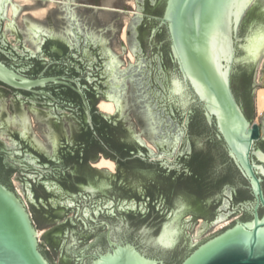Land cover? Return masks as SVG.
Returning a JSON list of instances; mask_svg holds the SVG:
<instances>
[{"label": "water", "instance_id": "obj_1", "mask_svg": "<svg viewBox=\"0 0 264 264\" xmlns=\"http://www.w3.org/2000/svg\"><path fill=\"white\" fill-rule=\"evenodd\" d=\"M149 24L152 28L156 27L154 35L159 41L166 35L169 47L171 59L166 66L170 100L168 119L188 121L191 127L199 117L195 108L200 109L207 124L215 129L216 138L224 145L229 158L248 181L256 201L251 220L238 222L195 249L203 231L200 226L207 221H193L192 231L187 233V237H191L188 250H184L183 242L178 251L163 255L164 260L168 264H264V213L262 216L259 214L260 206L264 209V153L255 147L260 137V129L258 124H252L248 119L234 92L240 84L235 77L239 69L238 77L244 82L248 77L251 87L257 86L253 89L250 87L246 94L254 121L256 89L261 87L259 84L264 85V0H250V3L249 0H0V84L14 90L31 92L36 88H45L48 84H67L58 78L33 80L23 75L36 77L53 74L73 78L88 89L96 105L99 101L115 104L117 111L113 116L99 111L95 106L111 123L117 125L120 120L136 122L134 115L128 112L126 93L129 81L139 76L147 66L145 61L137 58L136 46L130 48L129 44L133 40L141 47L142 35ZM146 40L151 42L149 36ZM99 44L103 48L97 49ZM102 49L106 59L105 66ZM156 53L157 49L153 51V59L159 57ZM103 66L111 87L109 93L105 92V95L108 93L106 100L100 89ZM159 67H162L161 63ZM251 71L253 75L249 77ZM85 80L89 81V86ZM93 88L98 91L93 92ZM5 90L7 89L0 85V103L4 101L8 106L12 104V100H20L24 109H27L31 102L40 111H54L57 122L62 123L55 132L57 137L69 136L74 128H79L81 114L74 102L64 99V106L61 107L47 96H15L10 91L4 93ZM42 91L53 97L57 96L58 100L64 92L59 86ZM76 91L85 105L87 123L93 128L90 107L84 93L80 88ZM134 103L137 111L145 109L147 132L151 137L150 142L142 138L145 131H141L139 141L146 143L154 152L155 137L159 131L156 114L149 103L146 108L140 107L143 102ZM172 103L180 106L183 112L181 118L178 117L180 110ZM10 122L18 123L20 128L16 127L21 130L23 136L27 137L32 130L34 136L43 140L45 134H42L41 129L46 126H42L41 120H37L33 115H30V118L28 115L15 117ZM1 123L0 139L9 136ZM125 127L129 129L128 125ZM183 136L184 131L177 129L173 135L170 132L161 144H171L176 152ZM14 137L13 142L19 154L34 153L28 146L19 142L18 136ZM189 146V140H186L180 156L190 153ZM56 147L57 156L50 159L53 162L35 153L40 158L36 160L45 164L51 176L56 173L55 165L62 162V154L68 151L62 141L57 140ZM0 157H6L14 163H23L13 153L4 150H0ZM168 158L172 159L173 154H169ZM255 159L261 165L257 164ZM84 169L89 170L90 177L86 182L79 184L92 182L108 189L117 188L119 191L125 188L118 174L90 171L93 169L89 163ZM116 171L118 172V168ZM57 173L56 176L60 178L61 174ZM168 175L171 176V173ZM42 178L43 175L36 179L37 186ZM9 182L27 207L14 191L0 181V264H50L41 253L39 240L53 264H62V252H54L49 247L45 240L46 234L55 228H63L70 222H80V211L76 214L71 212L65 218L55 219L50 223L40 214L39 217L44 218V226L39 228L42 232H38L28 212L31 211L34 216L31 203L35 204V200L28 201L22 176L13 173ZM27 185L32 192L33 186ZM71 192L83 198L80 202L84 201L87 209L95 208L102 202H107L105 206H114L115 203L124 205L132 202L133 198L129 192L119 197L112 194L111 198L100 194H82L78 190ZM50 197L46 195L47 199ZM143 212L146 215L137 224L138 228L149 223L148 212ZM210 212L213 214L215 207L211 208ZM239 214L241 213L233 217ZM176 216H179V212ZM241 217L242 215L238 219ZM226 220L227 215H221L216 225ZM161 222L162 216L156 214L151 227L158 229ZM217 232L219 230L213 233L211 228L203 239ZM183 233L181 220H175L165 224L162 233L154 241L158 246L175 248ZM109 243L112 250L100 254L91 264H165L161 259L146 257L131 244L117 245L110 239ZM192 249L194 250L188 254Z\"/></svg>", "mask_w": 264, "mask_h": 264}, {"label": "flooded vegetation", "instance_id": "obj_2", "mask_svg": "<svg viewBox=\"0 0 264 264\" xmlns=\"http://www.w3.org/2000/svg\"><path fill=\"white\" fill-rule=\"evenodd\" d=\"M155 29L156 27L152 28L150 24L148 25L147 30L142 35L141 47L134 43L133 40L129 44L130 48L136 46L137 58L145 61L147 66L139 76L129 81V88L126 93L128 112L134 115L136 122L133 120H127L126 122L125 120H120L117 125L114 122L111 123L106 115H101L98 112L99 105L97 109L95 108L96 102L91 98L92 96L89 94L88 89L81 86L73 78L53 74L38 75L36 77L26 76L2 60L6 65L27 78L33 80L58 78L67 84H48L45 88H36L31 92L14 90L0 84L7 89L4 93L10 91L15 96L20 94H28L30 96L43 95L47 96L49 100L59 103L61 107L64 106L62 100L66 99L74 102V105L80 110L81 121L79 122V128H74L69 136L57 137L55 132L62 123L57 122L58 118L54 116V111H40L31 102L28 104L29 107L24 109L20 100H12V104L8 106L4 101L0 103V122H2L1 125L9 133V136L0 139V150L13 153L17 159L23 162L14 163L6 157H0L2 158L3 172V179L0 181L14 191L24 204L21 196L12 188L9 182V178L13 173H19L22 176L25 185L24 192L28 201L35 200V204L31 203L34 216L31 211L28 210V212L37 231L42 232L39 228L44 226V218L45 221L50 223L55 219L65 218L71 212L76 214L80 211V222L76 221L75 224L70 222L69 225L63 228H55L51 233L46 234L45 240L49 247L54 252H62V264H91L100 254H105L112 250L109 239L117 245L131 244L146 257L161 259L165 264H168L164 260L163 255L178 251L183 242H185L184 250H188L190 247L191 237H187V233L192 231L193 221L198 219L207 221L206 224L200 226L203 227V231L198 244L194 247L195 249L201 243L222 234L238 222H247L253 218L256 201L249 189V183L229 158L224 145L216 138L215 129L207 124L200 109L195 108V113L199 117L191 127L188 121H181V119L179 121H170L168 119L167 109L170 100L168 98L169 76L166 66L171 58L166 35L164 39L159 41L154 35ZM148 36L151 38V42L146 40ZM101 48H103L102 45H97V49ZM155 49H157L156 54H159V57L153 59V51ZM103 51L104 49L101 50V55L105 66L106 59ZM158 59H160V62H158ZM159 63H161L162 67H159ZM104 66L102 67L104 72L102 73L100 89L103 91L104 100H106L111 87L109 77L105 75ZM238 71L239 69H237V73ZM237 73L235 77L240 84L239 88L234 91L236 99L242 105L251 123L258 124L260 137L256 141L255 147L264 153V111L261 115L258 113L262 117L261 122L253 121L252 110L246 99V96H248L246 94H248L251 85L248 77L244 82L242 78L237 76ZM252 75L253 72L251 71L249 77H252ZM85 83L89 86L88 80H85ZM259 85L264 89L262 83ZM53 86L63 88L64 92L59 96V100L56 98L57 96L53 97L42 91L49 90ZM256 87L252 86L251 88ZM79 88L83 91L89 104L93 128L87 123L85 105L76 91ZM94 91L97 92L98 90L93 88ZM106 91L108 93L105 95ZM134 101H137L138 104L143 102L142 106L139 105L141 108H146V104L149 103L156 114L159 131L155 137L156 147L154 152L146 143L139 141L141 131H145L142 134V138L150 142L151 137L147 132L145 109L137 111ZM172 105L180 110L178 117L181 118L183 112L180 106L175 103H172ZM24 115H28L29 118L30 115H33L37 120H41L42 126H46L45 129H41L42 134H45L43 140L34 136L32 130L27 137L23 136L18 123L10 122L12 118H20ZM95 117L98 118V126L101 127L103 124H107L113 130L111 140L117 145L116 148H111L107 144L106 138L99 134L96 129ZM125 125H128L129 129ZM16 126L19 128L17 129ZM180 128L184 131V136L176 152L173 151L171 144H161V141L170 132L173 135ZM89 130L93 132L96 141L99 143L98 149L88 150L86 147L88 138L83 136V132H88ZM194 134H199V136H193ZM14 136H18L19 142L28 146L34 153L29 155L19 154L13 142L15 140ZM57 140L62 141L68 151L62 154V162L55 165L56 169H54V172L56 171V173L51 176L45 168V164L36 160L40 158L35 153L46 160L57 156ZM186 140H189L188 151L190 153H184L183 156H180ZM169 154H173L172 159L168 158ZM161 156L164 157L160 158ZM196 157L198 159L194 162ZM102 159L111 160L115 163V167L117 166L118 168V176L122 180L125 190L108 189L104 185H95L92 182L79 184L86 182L90 177L89 170L86 171L84 167L89 162L97 165ZM255 160L257 164L261 165L257 159ZM96 167L90 171H108L106 168ZM57 172L61 174L60 178L56 176ZM168 173H171V176ZM41 175H43V178L39 180V186H37L35 181ZM31 176H34V178ZM27 184L33 186L32 192L29 187H26ZM262 188L264 191V182L262 183ZM71 190H78L79 193L92 196L100 194L105 198H111L112 194L119 197L123 193L129 192L133 198L132 202L124 205L115 203L114 206L111 204L105 206L107 202H102L100 205L97 204L95 208L90 207L87 209V204H84V201L80 202V199L83 200V198H80L78 194L72 193ZM47 194L51 196L48 199L46 198ZM25 207L27 206L25 205ZM79 207L80 209L78 210ZM213 207H215V212L212 214L210 209ZM144 210L148 212L149 223L144 227L138 228L137 224L146 215L143 212ZM177 212H179V216H176ZM239 212L242 214L240 219L228 222ZM263 213L264 209L260 206L259 214L262 216ZM40 214L44 217L43 219L39 217ZM156 214L162 216V222L158 229H153L151 225L156 219ZM221 215H227L226 222L229 225L213 236L203 239L211 228L217 226L216 221ZM179 219L184 230L180 243L175 248H165L156 245L154 240L160 236L165 224ZM66 232L68 235H66ZM39 244L41 253L50 264H53L48 253L44 251L40 240Z\"/></svg>", "mask_w": 264, "mask_h": 264}, {"label": "bare ground", "instance_id": "obj_3", "mask_svg": "<svg viewBox=\"0 0 264 264\" xmlns=\"http://www.w3.org/2000/svg\"><path fill=\"white\" fill-rule=\"evenodd\" d=\"M257 106H258V113L261 115L264 111V89H259L257 91ZM99 109L110 116L114 115L117 111V108L113 102L110 101H101L99 104ZM98 168H106L108 170L114 171L115 170V163L111 160L102 159L97 165ZM229 225L228 222H223L218 226V230L222 229L223 227Z\"/></svg>", "mask_w": 264, "mask_h": 264}, {"label": "trees", "instance_id": "obj_4", "mask_svg": "<svg viewBox=\"0 0 264 264\" xmlns=\"http://www.w3.org/2000/svg\"><path fill=\"white\" fill-rule=\"evenodd\" d=\"M97 119L98 118L95 117L97 131L99 132L100 135L106 138V142L111 148H116L117 145L111 140V137L113 136L112 134L113 130L107 124H103L101 127L98 126ZM83 136L88 138V141L86 143V147L88 150L99 148V143L96 141L95 136L91 130H89L88 132H83ZM197 159L198 158L196 157L194 162H196ZM2 179H3L2 158H0V180Z\"/></svg>", "mask_w": 264, "mask_h": 264}, {"label": "rangeland", "instance_id": "obj_5", "mask_svg": "<svg viewBox=\"0 0 264 264\" xmlns=\"http://www.w3.org/2000/svg\"><path fill=\"white\" fill-rule=\"evenodd\" d=\"M259 89H262V86H261L260 88L256 89V95H255V120H254L255 122H261V118H262V117H260V116L258 115V106H257V91H258ZM100 102H101V101H99L98 104L96 105L97 108H98V105H99ZM98 110L100 111V109H98ZM101 112H102V111H101ZM112 116H113V115H112ZM89 164H90V166H91L92 168H95V167H96V164H94V163H92V162H89ZM96 168H97V167H96ZM97 170H100V169H97ZM116 170H117V167H115V170H114V171H111V170H108V171H109L110 173H112L113 175H117L118 172H117ZM100 171H101V170H100ZM241 215H242V214H239V215H237V216L231 218L228 222H233L234 220L238 219ZM216 231H218V226L213 227V233L216 232Z\"/></svg>", "mask_w": 264, "mask_h": 264}, {"label": "snow or ice", "instance_id": "obj_6", "mask_svg": "<svg viewBox=\"0 0 264 264\" xmlns=\"http://www.w3.org/2000/svg\"><path fill=\"white\" fill-rule=\"evenodd\" d=\"M249 3H250V0H249Z\"/></svg>", "mask_w": 264, "mask_h": 264}]
</instances>
